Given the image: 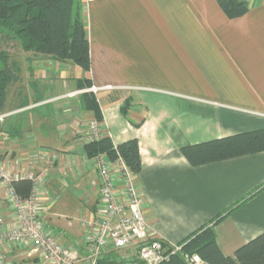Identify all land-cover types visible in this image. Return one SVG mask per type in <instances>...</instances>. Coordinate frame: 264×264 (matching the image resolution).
<instances>
[{"label":"crops","instance_id":"obj_1","mask_svg":"<svg viewBox=\"0 0 264 264\" xmlns=\"http://www.w3.org/2000/svg\"><path fill=\"white\" fill-rule=\"evenodd\" d=\"M249 1L250 11L230 20L217 0H82L90 72L24 53L22 80L8 96L5 113L11 115L0 124V159L17 165L38 149L48 151L53 164L35 165L46 169L56 199L44 216L47 227L77 243L82 215L99 200V173L84 153L96 114L83 94L64 97L89 79L102 89L93 95L100 135L115 145L139 142L136 185L158 238L179 244L223 215L213 228L222 252L233 256L264 233V152L199 167L181 153L264 128V0ZM17 140L22 147L11 152ZM59 200L78 213L75 228L53 213Z\"/></svg>","mask_w":264,"mask_h":264},{"label":"built area","instance_id":"obj_2","mask_svg":"<svg viewBox=\"0 0 264 264\" xmlns=\"http://www.w3.org/2000/svg\"><path fill=\"white\" fill-rule=\"evenodd\" d=\"M101 90L92 86L64 97L97 95ZM10 115L1 113L0 124ZM87 127V143L102 137L97 119ZM22 144L12 142L10 151ZM48 157V151L41 148L28 162L19 160L17 165L0 159V205L5 204L0 207V264H161L176 255L187 264H208L197 254L184 253L182 245L165 243L151 231L135 175L121 159L111 162L105 155L93 159L99 173V200L95 209L87 210L80 219V240L72 243L63 232L47 227L44 216L56 199L47 187L46 169L35 165L40 161L53 164ZM19 182L30 184L27 197L17 192Z\"/></svg>","mask_w":264,"mask_h":264},{"label":"trees","instance_id":"obj_3","mask_svg":"<svg viewBox=\"0 0 264 264\" xmlns=\"http://www.w3.org/2000/svg\"><path fill=\"white\" fill-rule=\"evenodd\" d=\"M217 3L230 20L241 18L250 11L249 0H217ZM83 12L82 0H0V44H17L24 52L40 54L57 62H71L84 72H90V44ZM21 72L20 65L11 60L9 52L4 48L0 49V114L6 111L11 87L21 82ZM77 83L80 90L92 87L89 79H82ZM83 97L86 108L93 111L97 120L101 121L93 94L85 93ZM126 107L125 105L122 109L125 115ZM262 152L264 128L181 148L182 155L193 167ZM84 153L90 159L100 155H105L111 162L121 159L134 175L142 170L137 139L115 145L110 137L104 136L86 143ZM15 187L22 197L30 194L28 182H19ZM247 200L248 197L237 202L227 213ZM222 216H217L211 221V225L201 227L180 242L183 252L197 254L208 264H264V233L240 247L233 256L222 252L213 228L222 220ZM161 264L187 263L180 255H176Z\"/></svg>","mask_w":264,"mask_h":264},{"label":"rangeland","instance_id":"obj_4","mask_svg":"<svg viewBox=\"0 0 264 264\" xmlns=\"http://www.w3.org/2000/svg\"><path fill=\"white\" fill-rule=\"evenodd\" d=\"M2 48L6 49L9 52L11 60L16 61L18 64H20L22 66L25 52L22 51L17 44H15V45L10 44V46H6L5 44H0V49H2ZM31 113H33V112H31ZM71 199H72V202L76 205L77 201L72 197H71ZM63 202H64L63 200L62 201L59 200V203H58L57 207L53 210V213H56L57 216L61 217V219H64V221L68 222V219H69L75 228L77 225H79V223L77 221L78 213H76V212L74 213V209L72 208L73 205L71 202L68 203L71 206V208L67 205H64ZM51 224H54V225L57 224V221L55 218L52 221V223H50V225ZM70 235H71V233H70ZM69 238L72 241H76V239L71 238V236H69Z\"/></svg>","mask_w":264,"mask_h":264}]
</instances>
